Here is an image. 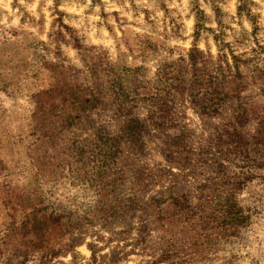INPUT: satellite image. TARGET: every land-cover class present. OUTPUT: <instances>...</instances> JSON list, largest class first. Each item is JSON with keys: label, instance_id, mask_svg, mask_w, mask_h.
<instances>
[{"label": "rangeland", "instance_id": "1", "mask_svg": "<svg viewBox=\"0 0 264 264\" xmlns=\"http://www.w3.org/2000/svg\"><path fill=\"white\" fill-rule=\"evenodd\" d=\"M0 264H264V0H0Z\"/></svg>", "mask_w": 264, "mask_h": 264}]
</instances>
